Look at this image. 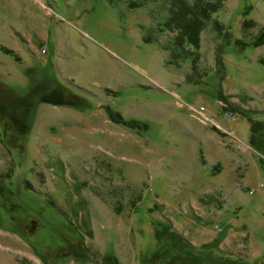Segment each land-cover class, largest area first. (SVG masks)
<instances>
[{"label": "rangeland", "instance_id": "rangeland-1", "mask_svg": "<svg viewBox=\"0 0 264 264\" xmlns=\"http://www.w3.org/2000/svg\"><path fill=\"white\" fill-rule=\"evenodd\" d=\"M221 1L194 83L146 7L0 0V264H264V0Z\"/></svg>", "mask_w": 264, "mask_h": 264}, {"label": "trees", "instance_id": "trees-1", "mask_svg": "<svg viewBox=\"0 0 264 264\" xmlns=\"http://www.w3.org/2000/svg\"><path fill=\"white\" fill-rule=\"evenodd\" d=\"M112 4L115 0H109ZM127 5L131 9L146 7L151 18H156L155 26L141 25L143 29L144 41L156 43L162 50L168 52V62L180 65L187 58H191V71L187 74L189 82L198 83L202 80L203 74L199 70L201 60V32L207 27L210 21L215 28L222 32L224 24L214 18V13L223 7L221 0H127ZM246 22V21H245ZM172 33L168 40L161 41L160 36L165 33ZM255 46L264 45V29L260 31L252 41ZM0 49L14 54L17 59L20 56L13 49L0 45ZM217 55V63L221 65V58ZM260 61L264 64V58ZM223 72V69L220 70ZM67 94L62 89L55 87L50 92L45 93L42 99L46 102L64 103ZM219 99L224 102L225 109L227 96L220 91ZM0 108L2 104L0 103ZM17 120V119H16ZM127 123V122H126ZM129 124V122H128ZM252 131L253 139L257 132L264 127V122L254 121ZM107 259L109 257L107 256Z\"/></svg>", "mask_w": 264, "mask_h": 264}]
</instances>
